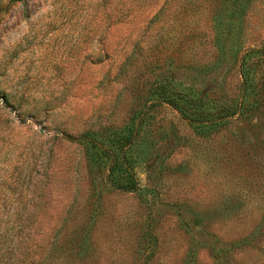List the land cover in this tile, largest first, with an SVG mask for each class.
I'll return each mask as SVG.
<instances>
[{
	"label": "rangeland",
	"instance_id": "1",
	"mask_svg": "<svg viewBox=\"0 0 264 264\" xmlns=\"http://www.w3.org/2000/svg\"><path fill=\"white\" fill-rule=\"evenodd\" d=\"M0 264H264V0H0Z\"/></svg>",
	"mask_w": 264,
	"mask_h": 264
},
{
	"label": "trees",
	"instance_id": "2",
	"mask_svg": "<svg viewBox=\"0 0 264 264\" xmlns=\"http://www.w3.org/2000/svg\"><path fill=\"white\" fill-rule=\"evenodd\" d=\"M168 100H169L168 102L171 105L177 107V104H175V102L173 100H171V99H168ZM131 143H132V139H128V141L126 142L125 145L127 146V145H129ZM112 171H113V169H112ZM119 187L122 188V189L128 190V191H133V190H135L137 188V183H136L133 175L128 173L127 182L123 183V184H120Z\"/></svg>",
	"mask_w": 264,
	"mask_h": 264
}]
</instances>
